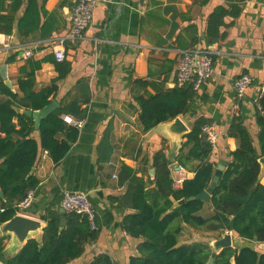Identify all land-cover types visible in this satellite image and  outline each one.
<instances>
[{
  "label": "crops",
  "instance_id": "obj_1",
  "mask_svg": "<svg viewBox=\"0 0 264 264\" xmlns=\"http://www.w3.org/2000/svg\"><path fill=\"white\" fill-rule=\"evenodd\" d=\"M235 1L109 0L95 7L83 38L74 42L68 40L74 0H0V17L13 18L10 32L0 30V83L18 92L19 81L33 75L37 92L56 86L51 101L59 108L78 102L86 112L77 141L62 161L55 163L45 151L41 153L33 169L39 180L33 205L37 214L24 213L42 220L47 210L62 209L65 193L88 196L97 215L98 238L86 246L80 258L68 264H89L99 254L108 255L114 264H129L130 258L139 254L142 239L124 231L123 220L134 211L119 200L133 176L146 183L153 181L152 164L158 152H164L170 160L173 179L180 165L184 137L171 140L162 130L163 124L144 131L140 105L131 95L136 79L174 88L176 66L184 52H211L215 74L196 92L190 111L180 118L190 131L196 121L205 119L218 132L211 157L216 170L221 162L227 167L231 153L237 149V140L228 136L235 117L241 116L260 152L256 113L264 84V0H244L241 15L226 18V23L233 22L221 29L227 33L226 38L215 45L208 42L210 14ZM63 40L66 58L57 62L53 49ZM26 50L32 51V57H24ZM60 64L69 67L63 77L58 71ZM244 73L252 76L253 84L246 97L238 101L233 82ZM148 92L156 94V89L149 87ZM35 138H39L37 131ZM198 165L195 161L189 163L190 169L184 167L186 180L194 177ZM260 183L264 185V175ZM153 187L150 184L148 188ZM199 215L206 219L214 215L211 202ZM204 231L182 224L179 245L211 246ZM225 234H230L232 248L251 246L264 254V243L250 242L231 231L217 232L213 241ZM42 235L36 240L41 241ZM5 258L0 256V261Z\"/></svg>",
  "mask_w": 264,
  "mask_h": 264
},
{
  "label": "trees",
  "instance_id": "obj_2",
  "mask_svg": "<svg viewBox=\"0 0 264 264\" xmlns=\"http://www.w3.org/2000/svg\"><path fill=\"white\" fill-rule=\"evenodd\" d=\"M244 0H236L229 7H218L208 18V42L215 45L224 40L233 22L243 11ZM13 18L0 17V30L11 31ZM58 71L65 76L69 67L60 64ZM156 89L150 94L148 88ZM56 93V86L42 91L35 90V77L19 81V91L13 92L0 83V225L11 220L18 213L19 204L30 190H35L39 180L32 172L43 151H47L55 163L62 161L77 141L79 130L64 122L65 115L83 119L86 112L78 102L58 108L41 121L35 129L34 119L24 111H39L50 104ZM131 95L140 105V122L148 132L160 124L186 115L194 103L196 92L192 86L165 89L154 83L136 79ZM2 96L7 97L3 99ZM17 121V122H16ZM256 122L260 128V152L255 148L252 137L241 116L235 117L228 136L238 142L217 186L211 193L214 215L208 219L199 215L205 203L198 200L186 201L178 207L175 204L188 200L208 190L216 173V163L211 160L213 148L202 127L205 119L196 121L184 137L178 163L190 169L189 163L199 162L194 177L185 180L180 188L174 187L170 171V160L164 152L154 156V179L146 183L133 176L126 194L119 200L134 212L125 216L124 231L127 235L142 239L137 256L129 264H209L213 249L206 243L179 245L182 224L210 232L231 231L250 242L264 243V185L259 181L264 158V95L258 103ZM36 131L39 138H35ZM130 174V169L125 168ZM154 184L153 188H148ZM61 214L47 210L42 216L46 222L41 241L32 239L9 258L5 264H68L80 258L86 246L98 238V231H92L84 216L66 213V223L61 227ZM62 228V229H61ZM4 243H0V253ZM264 264V254L251 246L241 249L232 247L222 250L214 264ZM89 264H114L106 254L95 256Z\"/></svg>",
  "mask_w": 264,
  "mask_h": 264
},
{
  "label": "built area",
  "instance_id": "obj_3",
  "mask_svg": "<svg viewBox=\"0 0 264 264\" xmlns=\"http://www.w3.org/2000/svg\"><path fill=\"white\" fill-rule=\"evenodd\" d=\"M109 0H74V5L71 14V29L68 35V40L78 41L84 36V32L90 26L93 11L99 3H107ZM54 47V55L57 62H63L66 58L63 44ZM32 51L26 50L24 57H32ZM215 74L214 58L211 52L201 50H189L184 52L176 66L175 85L178 87L192 86L195 92H198L201 87L208 82ZM253 84V78L250 74L244 73L233 82L235 97L238 101L246 97L248 89ZM264 95V84L260 89V98ZM63 120L68 125L82 129L85 121L74 118L70 115H65ZM203 133L207 136L209 144L214 149L216 147L219 134L213 126L206 124L202 127ZM47 155L48 152L45 151ZM174 187H178L186 180V170L184 166L179 165L174 170ZM35 202V190H30L26 198L19 204L18 213L24 214L26 210L31 208ZM62 208L66 213H75L84 216L92 231H99L97 215L88 196L83 193H65L62 202Z\"/></svg>",
  "mask_w": 264,
  "mask_h": 264
},
{
  "label": "water",
  "instance_id": "obj_4",
  "mask_svg": "<svg viewBox=\"0 0 264 264\" xmlns=\"http://www.w3.org/2000/svg\"><path fill=\"white\" fill-rule=\"evenodd\" d=\"M58 108V104L55 101H51L50 104L44 107L42 110H27L24 113L34 119L35 129L38 130L40 128L41 121L47 116H49L51 113L56 111ZM162 130L167 135V137H169L173 141H180L183 137L190 133L188 126L180 117H177L170 122L163 123ZM259 162L261 165V172L259 175L260 181L261 177L264 175V158H261ZM225 167L226 163L221 162L216 170L213 183L211 184V187L208 190H205L196 197L190 198L188 200L183 199L177 202L174 207H178L182 204H185L186 201L193 200H198L204 202L205 204H209L211 202V193L213 189L217 186V183L219 182ZM32 172H34V170ZM26 212L32 215L37 214L35 206L29 208L28 210H26ZM59 213L61 214L62 218L61 227H63L66 223V220L64 219L66 212L62 208L59 210ZM45 227L46 226L42 220H39L26 214H17L11 220L1 224L0 243H5V245L3 251L0 253V256H6V258L3 263L0 261V264H5L9 258L18 254L19 251L27 244L28 241L32 239L36 240L37 238H39V234L43 232ZM213 247L214 251L210 257L209 264H214L216 256L222 250L232 247L230 234H225L222 239L214 242Z\"/></svg>",
  "mask_w": 264,
  "mask_h": 264
},
{
  "label": "rangeland",
  "instance_id": "obj_5",
  "mask_svg": "<svg viewBox=\"0 0 264 264\" xmlns=\"http://www.w3.org/2000/svg\"><path fill=\"white\" fill-rule=\"evenodd\" d=\"M206 233H210V234L207 235ZM216 233H217V232H210V231H208V230H206V229H205V231H204V234L202 233L203 236L205 237L206 241L211 242V244H212L211 246H212L213 249H214V247H213L214 241H213V240H214V239L216 238V236H217ZM207 244H208V243H207Z\"/></svg>",
  "mask_w": 264,
  "mask_h": 264
}]
</instances>
